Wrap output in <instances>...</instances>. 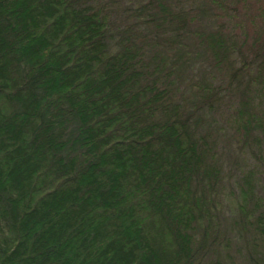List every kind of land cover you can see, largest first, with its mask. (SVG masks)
I'll list each match as a JSON object with an SVG mask.
<instances>
[{"label": "trees", "instance_id": "obj_1", "mask_svg": "<svg viewBox=\"0 0 264 264\" xmlns=\"http://www.w3.org/2000/svg\"><path fill=\"white\" fill-rule=\"evenodd\" d=\"M0 264H264V0H0Z\"/></svg>", "mask_w": 264, "mask_h": 264}]
</instances>
